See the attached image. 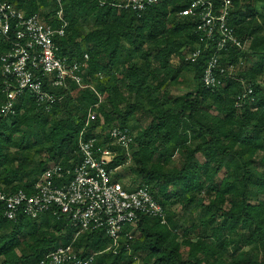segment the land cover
<instances>
[{
    "label": "clouds",
    "instance_id": "obj_1",
    "mask_svg": "<svg viewBox=\"0 0 264 264\" xmlns=\"http://www.w3.org/2000/svg\"><path fill=\"white\" fill-rule=\"evenodd\" d=\"M162 3L0 0L5 252L42 235L35 264H187L197 240V264H264V0Z\"/></svg>",
    "mask_w": 264,
    "mask_h": 264
},
{
    "label": "trees",
    "instance_id": "obj_2",
    "mask_svg": "<svg viewBox=\"0 0 264 264\" xmlns=\"http://www.w3.org/2000/svg\"><path fill=\"white\" fill-rule=\"evenodd\" d=\"M168 2L169 0H164L161 6L166 7ZM174 2L176 5L173 8L174 14L190 6V5L183 3V0H174ZM160 15L167 16V12H162L160 13ZM192 27H197V24H193ZM174 31L180 32L181 27L178 25ZM176 79H178V76L173 75V81H175ZM188 95L190 96L191 94L189 93ZM180 99L182 98L176 97L177 102ZM261 106H264V100H261L260 103H258L257 105H254V107H261ZM0 139H2L4 141V144L6 145H12L13 143L11 134H7L5 132H0ZM28 150H29V145H25L24 151H28ZM48 150H51V149H48ZM249 162L257 170H259L260 168H264V164L258 162L257 160L250 159ZM4 166L6 167L7 165L5 164ZM46 170L47 168L45 169V171ZM228 175L229 174L227 172L221 173L219 176H214V174L211 172H209L207 175V182L213 185L212 191H214L216 193V196L219 197V201H217L215 198L213 199L212 207L219 206L221 212L224 213V224L225 225H228V221L230 217H229V210L223 207L224 197L225 195H228V196L232 195L229 189L230 180L228 178ZM13 179H15V177H13ZM176 179L181 182H187L185 183L186 189L189 187V184L193 181L195 182L197 186H199L201 183L199 174L196 172H193L191 169L186 170L183 175L177 176ZM249 180L251 181V177L249 178ZM20 190H23L24 192L28 194L33 193L31 186H27V185L23 189H20ZM229 203H231V201H229ZM241 211L242 210L240 208H238L237 206L233 204L231 208L230 216L234 218ZM20 219L22 221V225L18 228V230L16 231L13 237L14 239H17V240L24 239V234L26 231L24 225H26L29 222L28 219L24 215L20 216ZM9 225H10V222L7 220V218L3 217L2 214H0V231H4L5 229L9 227ZM138 227L140 226L138 225ZM231 227H235V225H231ZM32 231L36 232L37 229L33 228ZM143 231L148 232V227L146 225L143 226ZM156 234H158V230L153 229L150 235H156ZM11 242H12L11 239L0 240V264H35V261L32 260V257H35V260H39L40 254L48 250L45 246V242L42 239V235H32L29 237V239L26 241V243L23 246H20L18 243L16 249L5 252L4 249L7 248L8 244H10ZM186 247L190 249V252H189L190 258L187 261V264H197L198 258L201 255H207V253L205 252V249L202 246H199V241L197 240L196 241L193 240L192 242L187 243ZM162 251L163 250L161 249H155V248L152 249V254L156 257L157 264H160V261H164L168 259L167 256L161 254ZM29 253L32 254L31 257L29 256ZM181 264H185V262L182 260Z\"/></svg>",
    "mask_w": 264,
    "mask_h": 264
},
{
    "label": "built area",
    "instance_id": "obj_3",
    "mask_svg": "<svg viewBox=\"0 0 264 264\" xmlns=\"http://www.w3.org/2000/svg\"><path fill=\"white\" fill-rule=\"evenodd\" d=\"M164 1V0H163ZM190 7V6H189ZM182 11H187V8L186 9H183ZM200 25L199 24H197V27H199ZM18 59L19 58H12V60L10 61V63H14V62H18ZM48 170V169H47ZM46 170V171H47ZM25 194H26V196L29 198V199H31V197H32V195H33V193L32 194H28V193H26L25 192ZM22 206H23V202H22ZM22 215H24L23 214V212L21 211V214H20V216H22ZM133 235H135V233H133Z\"/></svg>",
    "mask_w": 264,
    "mask_h": 264
},
{
    "label": "rangeland",
    "instance_id": "obj_4",
    "mask_svg": "<svg viewBox=\"0 0 264 264\" xmlns=\"http://www.w3.org/2000/svg\"><path fill=\"white\" fill-rule=\"evenodd\" d=\"M226 209V208H225ZM194 241H196V240H194ZM188 248V247H187Z\"/></svg>",
    "mask_w": 264,
    "mask_h": 264
}]
</instances>
